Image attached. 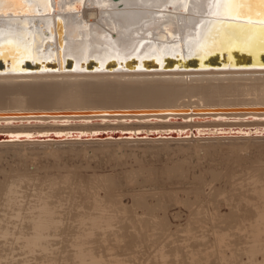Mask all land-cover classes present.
I'll list each match as a JSON object with an SVG mask.
<instances>
[{
    "label": "bare ground",
    "instance_id": "obj_1",
    "mask_svg": "<svg viewBox=\"0 0 264 264\" xmlns=\"http://www.w3.org/2000/svg\"><path fill=\"white\" fill-rule=\"evenodd\" d=\"M248 1L25 0L24 22L0 16V58L10 60L0 73V144L264 137V17L242 11ZM13 6L20 1L0 0L4 12ZM84 9H97L86 15L95 21ZM237 52L254 63L230 64ZM215 53L227 63H207ZM27 60L35 72L23 68ZM86 126L117 128L5 131Z\"/></svg>",
    "mask_w": 264,
    "mask_h": 264
},
{
    "label": "rangeland",
    "instance_id": "obj_2",
    "mask_svg": "<svg viewBox=\"0 0 264 264\" xmlns=\"http://www.w3.org/2000/svg\"><path fill=\"white\" fill-rule=\"evenodd\" d=\"M263 211L264 137L0 144L1 264H264Z\"/></svg>",
    "mask_w": 264,
    "mask_h": 264
},
{
    "label": "water",
    "instance_id": "obj_3",
    "mask_svg": "<svg viewBox=\"0 0 264 264\" xmlns=\"http://www.w3.org/2000/svg\"><path fill=\"white\" fill-rule=\"evenodd\" d=\"M19 1H20L21 7H19L17 9V8H15V6H13L14 7V10H9L8 9L5 12L2 11V10H0V16L5 15L4 18H14V17L19 18L17 20L18 22H16V20H13L12 19L11 21H15L14 23L24 22V17L26 16L25 15V12H23V10L25 8L24 7L25 0H19ZM248 3H249L248 7L245 8L244 10L242 9V11H244L247 15H253V14H255L257 16H261L262 15V17H264V2L263 1H260V0H250V1H248ZM257 6H259V10H258V12L254 13V10H255V8ZM218 20H220V21H228L230 23L235 21V20H232V19H218ZM241 23L246 24V25H250L249 28L251 30H254L253 25L258 24L257 21H248V20H244ZM226 35H227V33H226ZM1 36H0V41H1L0 44L2 45V44H5V43H3L4 36H2V37ZM215 37H218V34H216ZM57 38H58V35H57ZM3 46H1V47H3ZM171 46H173V45H171ZM224 56H225L224 58L222 57V59H223V61H222V59L220 58V56H218V54L215 53V54L211 55L209 58H207L205 60H206L207 63L211 62V64H220V63L221 64H225V63H227L226 62L227 56H226V54ZM259 57H261V60L260 61L264 64V59H263L264 58V53H262ZM171 60L172 61H175L173 58H171ZM189 61L191 62V64L193 63L196 66L199 65V64H201V62L198 61V58H190ZM253 61L254 60H253L252 56H250L248 53L242 52V53H238V56L236 58H234L233 61H231L230 64H232V63H236L237 64L238 63L241 66H243V65L251 66L254 63ZM0 64H1V66H0V73H4V72H6V69L8 68V66H10V60H8V62H4V59L0 58ZM27 64H28L29 67H26ZM57 65H58V63L51 62V61H49V62L46 63V67L50 71H55V68H57ZM74 65H75V62L72 59H65L64 60V66H65V69L67 71H69V72L70 71H73ZM115 65L116 64H114V63L113 64L109 63L107 70L108 71H113V69H115V68L110 69V67L111 66H115ZM155 65L158 66L157 64H155ZM173 66H175V65L173 64ZM35 67H39L38 64L36 62H31L29 60H27V62L23 64V68L25 70L29 71V72H35L36 71L35 70ZM95 68H96V63L94 61H91L90 63H88L86 71L93 72ZM190 68L191 69H197V68H194V67H190ZM210 68H215V67L212 66ZM150 70H156V69L152 68Z\"/></svg>",
    "mask_w": 264,
    "mask_h": 264
}]
</instances>
